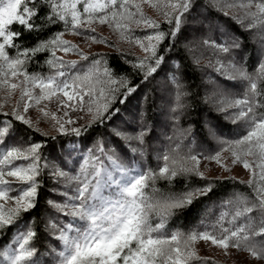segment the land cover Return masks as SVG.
<instances>
[{
	"label": "snow or ice",
	"instance_id": "obj_1",
	"mask_svg": "<svg viewBox=\"0 0 264 264\" xmlns=\"http://www.w3.org/2000/svg\"><path fill=\"white\" fill-rule=\"evenodd\" d=\"M144 3L161 11L166 22L172 25L168 33L159 31L160 25L144 15ZM208 3L218 7L224 15H227L228 8L242 10L244 15L235 19L241 25L244 20L250 21L245 30L250 31L256 27L264 29V0L255 3L254 0H208ZM253 7L255 11H252ZM42 9H47L43 16ZM193 9V0H0V90H6L9 97L17 89L20 92L19 101L12 112L4 114L11 115L14 120L0 121V146H3L0 148V232L17 225L24 214L38 206L41 187L38 178L47 169L54 183L61 184V188L55 191L63 198L62 202L48 200L47 204L66 218L59 224L50 219L46 225L58 233L56 238L62 243V249L55 254L56 264H190L196 258L191 246L197 240L210 241L225 252L229 247L247 251L252 258L264 260V111H258L264 108V55L256 68L249 72L243 64L235 63L232 57L233 51L240 49V41L202 42L216 53L232 57L227 62L218 58L209 67L226 82H245L244 97L229 102L221 110H227L228 107L239 109L233 115V122L244 121L248 129L246 135L233 142L227 150L231 151L233 164H242L252 174L253 178L247 181V186L252 189L254 197L249 199L236 194L222 202V206L231 211H222L211 230L206 228L202 232L184 234L177 231L167 234L164 230L168 218L176 211L190 206L199 197L206 196L212 191V185L209 183L179 197L150 196L145 189L149 181L156 179L171 181L177 176L193 173L204 178L202 173L188 164L189 160L198 164V157L191 155L177 159L165 154L162 157L164 164L158 172H140L122 158L115 146L105 149L103 143L97 141L96 149H88V155L81 157L83 164L79 171L66 170L64 156L72 157L82 150V138L92 125L102 124L119 112L118 108L112 107L117 102L118 89L103 87L105 81L101 79L97 67L101 63L99 60L92 62L90 71L80 74L72 71L76 69L77 61H65L57 56L58 51L65 54L77 52L83 60H89L76 46L63 39V32L53 33L47 39L38 40L33 47L25 48L17 43L22 33L11 30L14 23L37 35L58 24H62L66 31L74 35L94 33L92 25L96 23L108 24L120 32H131V25L154 29L152 34L136 40L146 56L134 67L141 73L142 81H148L162 70L167 59L158 52L160 44L169 39V50L174 47L171 41L181 32L187 14ZM89 39L99 42L95 35ZM259 39L261 50L264 51V31L259 34ZM9 49L15 50L14 56L10 55ZM44 52L49 53L45 63L54 71L47 76L29 73V61ZM196 62H199L198 59ZM103 75L108 77L107 84H119L125 89L120 94L122 98L118 100L119 103H124L138 87L129 86L124 79H112L107 68H104ZM172 79L177 86L172 111L181 112L186 107L182 102L184 93L180 80L175 75ZM12 80L16 82H10ZM96 85L101 87L97 89ZM94 93L95 108L91 106ZM58 94L67 98L60 99L61 107L73 111L77 109L71 102L80 105L83 111L85 97H89L87 112L91 119L87 125L69 128L67 125L75 124L76 121L58 118L52 113L51 120L58 133L81 139L79 143L75 139L60 143L63 155H58L57 159L61 164L45 159L41 165V143H32L27 147L7 146L6 139L14 135V122H20L31 129L33 122L26 115L29 109ZM258 97L261 102L257 101ZM41 112L49 116L44 109ZM67 116L65 111L64 117ZM150 131L142 128L134 135H129L114 130V135L125 141L121 147L142 156L146 151L145 137ZM248 157L254 158L259 172L254 170L253 162ZM209 159L220 162L219 154ZM16 161L28 163L16 164ZM222 167L225 171L230 170L227 165ZM12 192H16V195H11ZM152 192L156 193L157 190L153 188ZM9 202L11 207L7 206ZM153 216L159 218L155 225L151 222ZM225 222L227 227L224 226ZM25 223L27 230L18 229L13 241L5 250L0 251V264H38L36 249L31 246L36 231L30 221Z\"/></svg>",
	"mask_w": 264,
	"mask_h": 264
},
{
	"label": "trees",
	"instance_id": "obj_2",
	"mask_svg": "<svg viewBox=\"0 0 264 264\" xmlns=\"http://www.w3.org/2000/svg\"><path fill=\"white\" fill-rule=\"evenodd\" d=\"M255 2L257 0H254ZM193 3L194 9L187 14L188 18L182 26L181 32L171 41L174 47L169 50V39H165L160 44L158 52L167 59L162 66V70L154 74L148 81H142L141 73L134 67L144 57L137 56L130 51L116 50L114 45L111 46L113 52L99 53L82 63L83 68H79L86 72L92 69L93 61L99 60L101 62L97 67L100 69L101 79L105 81L103 87L105 89H118L116 92L118 99L112 107L118 108L119 112L102 124L92 125L82 138L84 141L82 150L74 153L72 157L64 156V164L67 165L66 170L79 171L80 165L83 164L81 157L88 155V149H96L97 141L102 142L105 149L115 146L122 158L140 172H158L164 164L162 157L165 154L177 159L195 155L199 161L208 164L225 165L227 162L232 161L231 151L227 149L230 148L233 142L246 135L248 129L244 121L233 122V115L239 109L232 107H228L227 110L221 109L229 102L243 98L246 85L245 82L239 80L226 82L208 65L210 63L214 64L218 58L227 62L228 59L234 57L235 63L238 65L243 64L249 72H252L262 55H264L259 39V34L264 29L256 27L250 31L245 30V26L250 21L244 20L243 25L237 22L235 18L244 15V12L238 8H228L226 9L227 15H224L218 7L211 6L208 0H193ZM46 11L47 9H42L41 16ZM192 17H195V19ZM157 23L160 25L159 31L168 33L171 30L172 25L168 24L164 17H162L161 22ZM11 30L22 33L17 43L25 48L33 47L38 40L47 39L53 33L63 32L65 35L70 32L66 31L62 24L50 27L40 35L25 31L18 23L11 25ZM154 31V29L148 28L139 32H132L133 35H130L129 40L142 39L145 35L152 34ZM233 39L240 41L241 47L233 51L232 57H228L223 53H216L212 47L202 43L204 40L231 43ZM9 53L14 56L15 50L9 49ZM48 58L49 53L47 52L37 54L27 64V71L46 76L49 67L45 61ZM197 59L198 63L196 62ZM104 68L109 70L112 79L117 81L124 79L129 86H138L136 91L131 93L124 103H119L118 100L122 98L120 94L125 89L119 84H107L108 77L103 75ZM173 75L180 80L184 93L182 102L186 107L181 112L172 111L177 94V86L172 79ZM163 89H165L166 96L161 95ZM257 101L261 102V98L258 97ZM258 111H264V108L258 109ZM160 119L163 121L162 126H165V130H167L163 140H160L159 137L161 136L156 132L160 124L158 120ZM7 120H14V118L11 115L0 113V121ZM140 124L142 125L141 129L148 128L151 130L145 137L146 151L142 156L134 155L126 147H121L125 145V141L114 135V130L134 135L141 130L139 128ZM14 128V135L6 139V145L27 147L32 143H41L43 145L40 149L41 165L44 164L45 159L49 162L61 164L60 160L57 159L58 155H63L60 152V143L64 140L71 141L73 139L79 143L81 139L61 134L46 136L32 128L29 129L20 122H14ZM52 137H56V139H52ZM132 144L135 146L134 141ZM153 144L158 145L157 150H154ZM2 147L0 146V148ZM217 154H219V163L216 159H209V157H216ZM248 159L253 162V168L258 172L259 169L256 168L254 158L248 157ZM191 162L194 161L189 160L188 164L190 165ZM16 163L27 164L28 162L16 161ZM235 165L242 166L240 163ZM252 178L251 173L247 179L233 177L201 178L193 173L177 176L171 181L164 179L149 181L148 188L145 191L150 196L179 197L188 191L202 188L211 183V192L194 200L190 206L176 211L167 220L164 230L167 234L177 231L188 234L202 232L206 228L211 230V226L216 223L222 211H231V209L223 207L222 202L233 198L236 194H242L252 199L254 193L247 186V181ZM38 179L41 184L38 206L30 213L24 214L17 225L5 228L0 232V251L5 250L13 241L18 229L26 231L27 225L25 222L30 221L36 231V238L31 242V246L36 249L38 264H56L55 254L62 249V243L56 238L58 233L54 229H48L46 225L50 219L59 224L66 218L49 207L47 201L62 202L63 198L55 191L61 188V184L54 183L47 169L42 172ZM153 188L157 190L156 193L152 192ZM11 194L16 195V192ZM151 222L155 225L159 222V218L153 216ZM224 226H228L227 222ZM261 238L257 237V239ZM228 249L237 255L248 256L256 263L264 264V260L252 258L247 251L237 250L233 247ZM190 264L225 263L211 258L196 257L190 261Z\"/></svg>",
	"mask_w": 264,
	"mask_h": 264
},
{
	"label": "rangeland",
	"instance_id": "obj_3",
	"mask_svg": "<svg viewBox=\"0 0 264 264\" xmlns=\"http://www.w3.org/2000/svg\"><path fill=\"white\" fill-rule=\"evenodd\" d=\"M142 10L146 17H150L152 20H155L156 22L162 21L163 15L161 14V11L151 7L149 3L142 4ZM252 11H254V8L252 9ZM200 26H202V24H200ZM92 27L95 28L94 33L86 32L83 35H74L70 31L69 33L63 35V39L69 41L72 45L76 46L77 49L79 51H82L85 55H87L89 59L99 53H107L109 51L113 52V50L111 49V46L113 45L115 46L116 50L122 52L130 51L133 52V54H136L137 56H142V57L146 56V53L139 46L136 40L133 39L132 41L129 40V38H131L130 35H133L132 32H136V31L139 32L141 30H145L148 28H137L135 25H131L133 29L131 32H120L115 30L113 27H110L108 24L102 25L96 23L93 24ZM92 35H95L99 42H94L93 40L89 39V37ZM57 56L62 57L65 61H77L78 62L77 67L72 71L74 73H80V74L84 73V71H82L81 68H83L82 63L85 60H83L81 56L77 54V52H69L68 54H65L63 52L58 51ZM53 71L54 70L49 68V72L47 75H50ZM10 82H16V81L12 80ZM96 87L98 89L99 87H101V85H96ZM161 95L166 96L165 89L162 90ZM19 97H20L19 89H17L10 97L6 90H0V106H2L0 107V113L10 114L13 108L16 106L17 102L19 101ZM60 99L67 100L66 97L62 96V94H58L57 97H53L50 100L42 101L39 105H33L29 109L26 115L33 122L32 129L46 136L59 135L60 133H58L55 127L53 126L54 121L51 120L52 113H55L58 118L59 117H63L64 119L71 118L72 120L76 121L75 124L67 125V127L69 128L81 127L89 123L91 119L90 114L87 112V108L90 106L89 97L87 96L85 97L83 111L80 110L81 106L75 104V102H71V103H73L74 106L76 107L77 109L76 111H73L71 108L61 107L59 102ZM92 101L93 103L91 104V106L95 108V102H96L95 93L92 96ZM41 109H44V111L48 112L49 116H44L43 113L41 112ZM65 111L68 113L67 117H64ZM158 121L160 124L157 127L156 132L160 134L161 136L159 137L160 140H163L167 130H165V126L164 127L162 126L163 125L162 119ZM141 127L142 125L140 124L139 128L141 129ZM157 146L156 145L153 146L155 148L154 150H157L156 149L158 148ZM153 147L151 148L152 150ZM16 164H20V163H16ZM190 165L195 166L199 171V173L203 174V177H219V178L233 177L238 179H247L250 176V172L248 170H246L243 166L233 164L232 161L227 162L225 164L230 169L229 171H225L224 167H222V165L220 164H208L202 161H199L198 164L196 162H191ZM11 195L15 196V194H11ZM7 206L11 207L12 206L11 202H9ZM191 249L195 252V257L197 258L198 257L211 258L225 264H263V263H256L255 261L251 260L248 256L237 255L232 250L229 249H227V251L225 252V250L212 245L210 241L209 242H205L203 240L197 241L191 246Z\"/></svg>",
	"mask_w": 264,
	"mask_h": 264
}]
</instances>
